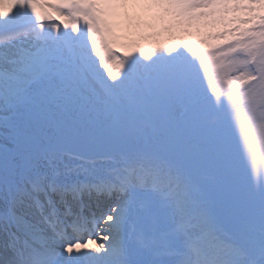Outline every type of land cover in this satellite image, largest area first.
Here are the masks:
<instances>
[{
  "label": "snow or ice",
  "instance_id": "6c2138e0",
  "mask_svg": "<svg viewBox=\"0 0 264 264\" xmlns=\"http://www.w3.org/2000/svg\"><path fill=\"white\" fill-rule=\"evenodd\" d=\"M0 264H264V0H0Z\"/></svg>",
  "mask_w": 264,
  "mask_h": 264
},
{
  "label": "rangeland",
  "instance_id": "374dc122",
  "mask_svg": "<svg viewBox=\"0 0 264 264\" xmlns=\"http://www.w3.org/2000/svg\"><path fill=\"white\" fill-rule=\"evenodd\" d=\"M198 34L199 33H196L195 35L186 34L184 38L187 39L189 42H195V40L199 38V36H197ZM142 43L145 46H152L160 43H174V42L172 40L169 41L168 37H161L159 39H145L142 41Z\"/></svg>",
  "mask_w": 264,
  "mask_h": 264
},
{
  "label": "bare ground",
  "instance_id": "6f19581e",
  "mask_svg": "<svg viewBox=\"0 0 264 264\" xmlns=\"http://www.w3.org/2000/svg\"><path fill=\"white\" fill-rule=\"evenodd\" d=\"M186 35V34H185ZM201 35V33H199L197 36H200ZM153 39H156V38H153ZM169 39V41L170 40H172V39H170V38H168ZM173 42H175L174 40H172Z\"/></svg>",
  "mask_w": 264,
  "mask_h": 264
}]
</instances>
